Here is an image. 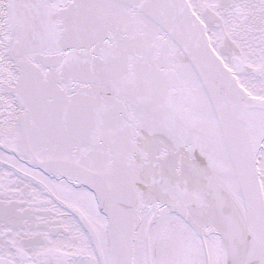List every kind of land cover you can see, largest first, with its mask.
Wrapping results in <instances>:
<instances>
[{"label": "snow or ice", "instance_id": "obj_1", "mask_svg": "<svg viewBox=\"0 0 264 264\" xmlns=\"http://www.w3.org/2000/svg\"><path fill=\"white\" fill-rule=\"evenodd\" d=\"M0 264H264V0H0Z\"/></svg>", "mask_w": 264, "mask_h": 264}]
</instances>
